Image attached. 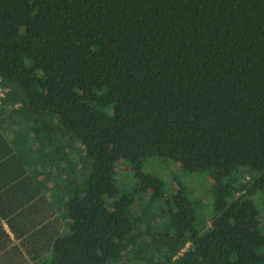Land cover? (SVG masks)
<instances>
[{"label": "trees", "instance_id": "trees-1", "mask_svg": "<svg viewBox=\"0 0 264 264\" xmlns=\"http://www.w3.org/2000/svg\"><path fill=\"white\" fill-rule=\"evenodd\" d=\"M0 88L39 153L83 147L62 223L0 207V264H264V0H0Z\"/></svg>", "mask_w": 264, "mask_h": 264}, {"label": "crops", "instance_id": "crops-1", "mask_svg": "<svg viewBox=\"0 0 264 264\" xmlns=\"http://www.w3.org/2000/svg\"><path fill=\"white\" fill-rule=\"evenodd\" d=\"M33 135L21 119L12 116L6 120V115L0 118V207L10 216L11 212L19 214L16 219L20 222L13 224L17 232L28 231L53 211L57 212L54 204L63 202L59 197L66 194L61 193L66 190L64 183L72 188L79 182L77 159L71 156V162H65L64 156L55 158L49 149L39 153L42 146ZM70 144L72 151L73 142ZM63 211L61 206L58 211L62 212L61 223L65 220ZM0 222L11 240L13 234L8 224L2 219Z\"/></svg>", "mask_w": 264, "mask_h": 264}, {"label": "rangeland", "instance_id": "rangeland-1", "mask_svg": "<svg viewBox=\"0 0 264 264\" xmlns=\"http://www.w3.org/2000/svg\"><path fill=\"white\" fill-rule=\"evenodd\" d=\"M77 159L79 160V165L82 164L80 161L81 153H79V149L82 150L83 147L75 142ZM79 148V149H78ZM75 157V155H74ZM75 157V158H76ZM124 164V165H122ZM142 171L151 173L157 177H159L164 184L166 185L167 195L169 193L174 192L175 186H173V178L178 179L185 183L188 188H190V192L195 198H203L207 199L208 195L206 193V176L197 175V174H188L181 167L176 164H173L170 161H163L161 159H150L146 163L143 164ZM116 173L117 177L115 178V182L121 178L123 185L125 187H130L134 183H132V174L134 173L133 168L125 162H118L116 164ZM110 186H107L109 189Z\"/></svg>", "mask_w": 264, "mask_h": 264}, {"label": "built area", "instance_id": "built-area-1", "mask_svg": "<svg viewBox=\"0 0 264 264\" xmlns=\"http://www.w3.org/2000/svg\"><path fill=\"white\" fill-rule=\"evenodd\" d=\"M4 94H5V90H2L0 88V102H1V99L4 97Z\"/></svg>", "mask_w": 264, "mask_h": 264}]
</instances>
